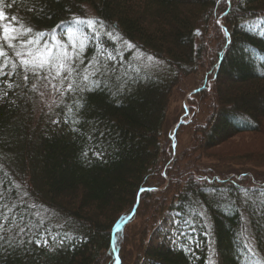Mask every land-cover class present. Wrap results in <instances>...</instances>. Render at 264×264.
Wrapping results in <instances>:
<instances>
[{"label":"trees","instance_id":"1","mask_svg":"<svg viewBox=\"0 0 264 264\" xmlns=\"http://www.w3.org/2000/svg\"><path fill=\"white\" fill-rule=\"evenodd\" d=\"M9 2L4 11L34 33L93 16L105 29L86 58L100 44L114 59L98 58L99 86L76 92L73 114L52 123L55 113L37 110L31 75L25 87L5 49L21 87L0 83L8 92L0 99V205L12 209L9 224L40 211L68 238L48 248L27 236L19 247L0 244V264H264V176L250 172L252 163H233L264 162V148L242 157L216 151L244 135L264 138V33L256 29L264 0ZM139 55L156 60L132 63ZM169 214L184 229L180 242L159 230ZM15 232L6 235L18 243Z\"/></svg>","mask_w":264,"mask_h":264},{"label":"snow or ice","instance_id":"2","mask_svg":"<svg viewBox=\"0 0 264 264\" xmlns=\"http://www.w3.org/2000/svg\"><path fill=\"white\" fill-rule=\"evenodd\" d=\"M228 2L231 3V0H228ZM15 3L16 0H11V2L7 3V7L12 8ZM4 6L5 0H0V58H3L0 61V77L8 76V80H0V83L6 85L7 89L21 87V85L15 84L12 81V76L17 75L15 71L17 61L12 60L8 56L5 50L6 48L11 49L14 57L18 58V63L22 67V79L25 87L28 85L30 75L36 80L46 81L47 83L44 87L53 88L62 97L67 93L91 91L93 88L99 86L98 74L101 73V68L98 61H89L83 70V75H81V71L75 65L77 61L83 63L80 54L87 48L90 40L98 38L97 29H105L102 21L74 16L71 26L66 28L63 23L57 26L60 29L59 32L54 29L51 34L44 32L34 33L33 28L25 27L23 23H19L16 16H9L4 11ZM5 21H8V23H5ZM219 23L220 21L217 20V24ZM222 30L225 35L228 34L226 29ZM32 33L34 34L29 35ZM105 35L111 38L112 32L105 30ZM25 36L29 38L24 39ZM61 36L63 39L60 38ZM124 44L129 50L135 47L127 40L124 41ZM100 54L102 56L107 55L108 60L114 59L111 53L106 54L101 52ZM155 60V57L147 56L148 62ZM156 62L159 63V61ZM9 63H11L12 70L5 72L4 69L8 67ZM89 69L93 70L89 71ZM133 71L138 74L140 69L136 68ZM93 77L97 78L93 79ZM56 81H59V84ZM65 81L68 82L67 87H65ZM35 88L36 84H33L32 89L35 90ZM7 95L8 92L4 88H0V99L7 97ZM12 103H15V101H12ZM79 107L81 105H77V109ZM72 111L73 109L71 107L67 110L69 113ZM65 116H67V113H65ZM52 123H60V121L53 120ZM64 123H69L68 119H65ZM72 123L78 124L80 121L79 119H73ZM76 130L73 129V131ZM95 154L97 156L102 155L99 152ZM84 155L87 156L88 153L85 152ZM203 179L206 180L207 177ZM16 187L19 186L16 185ZM140 191L143 193L146 191H155V189H141ZM245 191L257 193L259 189H246ZM2 199L3 193L0 192V200ZM28 207L35 209L38 206L36 204H29ZM0 208L7 209L5 212H0V244L7 243L10 247H19L25 243L23 237L27 236V244L34 243L37 248H48L50 241L53 245H63L68 238L67 234L60 236L59 232H54L52 226L46 225V218L40 211L34 212L32 219L27 223L24 222L25 218L23 215L19 217V222H17L16 216H12V223L9 224L10 218L8 212H11L12 209L8 208L6 204L0 205ZM190 227L192 231L195 230L194 226ZM13 229H16L15 235L21 237L18 243H13V238L6 235V232H10ZM184 234L183 232L181 233V235ZM115 264H120L118 257L115 259Z\"/></svg>","mask_w":264,"mask_h":264},{"label":"rangeland","instance_id":"3","mask_svg":"<svg viewBox=\"0 0 264 264\" xmlns=\"http://www.w3.org/2000/svg\"><path fill=\"white\" fill-rule=\"evenodd\" d=\"M86 19H94L93 16H90ZM6 23H8V21H6ZM256 29L258 30H262V32L264 33V21L260 20L258 22V24L256 25ZM58 32L60 31V29H56ZM101 31V29H97V31ZM44 33H49L51 34L52 32H44ZM29 38V37H28ZM26 37V39H28ZM61 39H63V37H60ZM89 45V42H88ZM88 45L87 48L80 54L82 56L83 59V63H81L80 61H77L76 63V67L81 71V75H83V70L85 69V66L89 63V61H93L96 62L98 60V58L100 60L107 58V55L102 56L100 53L104 52V53H109L108 49L106 47L101 46L100 44H98V51L94 56H89L88 58H86V53L88 51ZM121 47V45H120ZM86 59V60H85ZM88 61V62H87ZM132 63L134 64H139V65H144L145 67L149 66L152 64V62H148L147 61V57H142L141 55L137 56L136 59L132 60ZM150 67V66H149ZM32 78V84H36V88L35 90H33L34 92V102L37 106V110L39 112H44V113H48L50 115H53L54 113V120H58L60 121L61 118H65V117H69L71 115L72 112H67L68 108L71 107L73 108V104L75 103V98L78 97L77 93H67L66 95H64L63 97L61 96V94L59 92H56L53 88L51 87H44V85L47 83L44 80H36L35 78ZM193 82V80H190V83ZM57 84H59V81H56ZM67 81H65V87H67ZM41 93H43V95H41ZM192 93V92H190ZM189 93V94H190ZM188 94V95H189ZM186 95V99L184 101V108L186 110V113L182 115V117L180 118V121L173 127L172 129V134L175 133V131L177 130V128L184 123V121L186 119H188L189 117V105H188V99ZM59 105V106H57ZM62 108H66L67 110L65 111L67 113V116H65V112L60 113L61 112L59 109ZM59 114V115H58ZM58 116V117H57ZM52 117V116H51ZM173 121H171L170 124H172ZM170 126V125H169ZM242 138H235L233 139L230 143L226 144L225 146H222L218 149H216L217 152H226V153H230L233 155H237L239 157V155L242 157L244 155H246V152L248 151H254L257 150V146H263L264 148V138L263 136H257V140L254 141L253 137H251L250 135H244L241 136ZM241 159V160H240ZM239 160H235L233 161L234 164H244L243 162H248L254 164V166L252 165V167H249L250 172L252 171L255 175L257 174L258 177H263L264 176V167L262 165L261 162H263L262 160L259 161H245L242 158H240ZM264 164V162H263ZM262 165V166H261ZM230 169L235 168V166H230ZM178 216L173 214H169V217L163 221V223L161 224V226L159 227V230L165 235L168 236V238L171 240L172 238H175V240L178 242H180L182 240V236L181 235V230L184 231L183 228H181L180 226L182 225L179 221V219L177 218ZM181 229V230H180ZM184 233V232H183Z\"/></svg>","mask_w":264,"mask_h":264},{"label":"water","instance_id":"4","mask_svg":"<svg viewBox=\"0 0 264 264\" xmlns=\"http://www.w3.org/2000/svg\"><path fill=\"white\" fill-rule=\"evenodd\" d=\"M195 92H196V91L190 93V94L187 96V99L190 98ZM175 132H176V131H175ZM173 139H174V141L176 140V133L173 134ZM124 224H125V222H124L122 225H124Z\"/></svg>","mask_w":264,"mask_h":264}]
</instances>
